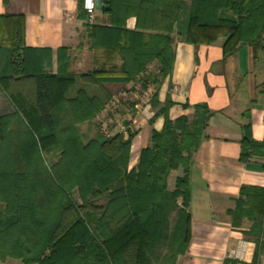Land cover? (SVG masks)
Segmentation results:
<instances>
[{
  "label": "trees",
  "instance_id": "1",
  "mask_svg": "<svg viewBox=\"0 0 264 264\" xmlns=\"http://www.w3.org/2000/svg\"><path fill=\"white\" fill-rule=\"evenodd\" d=\"M79 0L93 49L117 50L119 76L70 70L71 49L25 45V16L0 15V261L25 264H177L192 239L190 171L212 112L194 106L192 118L169 117L172 102L156 113L165 118L152 130L151 144L130 168L138 130L106 135L95 126L112 103L108 82L152 81L159 86L171 73L176 39L195 45L224 38V58L242 45L256 59L264 52V0H105L106 23L91 22ZM136 18L135 29L127 27ZM157 63V72L149 66ZM158 92L152 106L159 105ZM90 125L92 129L83 130ZM264 158V140L243 127L240 161ZM184 174L174 190L168 179ZM233 224L252 222L247 234H264V188L242 187ZM227 260L225 264H232Z\"/></svg>",
  "mask_w": 264,
  "mask_h": 264
},
{
  "label": "crops",
  "instance_id": "2",
  "mask_svg": "<svg viewBox=\"0 0 264 264\" xmlns=\"http://www.w3.org/2000/svg\"><path fill=\"white\" fill-rule=\"evenodd\" d=\"M5 14L25 16V45L53 50L54 72L58 68L57 50L68 47L73 73L99 71L119 76V52L90 47L85 21L78 17L79 0H0V15ZM107 18L102 9H97L98 23H106ZM127 27L135 29V17L128 19ZM223 41L220 37L212 44L195 45L177 38L172 71L159 86L150 81L143 87L139 79L104 84L113 98L130 107L121 114L138 130L130 168L137 164L141 150L151 144L152 130L163 129V115L152 119L168 101L173 103L169 109L171 120L192 118L194 106L199 103H206L212 112L207 137L195 152L190 171L191 244L177 264H225L227 260L232 264H264V234L256 242L247 234L252 222L245 219L242 226L236 227L232 215L242 187L264 188V158L253 157L246 162L239 159L245 125L250 124L255 141L264 140V52L255 59L253 49L242 45L224 58ZM157 70L155 62L148 73ZM156 91L159 105L154 108L151 99ZM120 109L108 103L97 118L111 120ZM118 125L126 126L125 122ZM183 174L182 168L171 173L170 190L175 189L176 179ZM240 247L244 249L243 258L230 257Z\"/></svg>",
  "mask_w": 264,
  "mask_h": 264
},
{
  "label": "rangeland",
  "instance_id": "3",
  "mask_svg": "<svg viewBox=\"0 0 264 264\" xmlns=\"http://www.w3.org/2000/svg\"><path fill=\"white\" fill-rule=\"evenodd\" d=\"M126 106V107H125ZM120 107V112L118 114H116V117H113L111 120L107 119L105 120L104 117L103 118H96L95 120V126H99L102 131L104 133L106 132H110V135L118 132L119 129H117V127H119V123L124 124L125 121H127L125 119V117H123V114H121V111L126 112L124 109H130V107L127 105V103H124V106L119 103L117 108ZM123 107V108H122ZM8 108V102L4 97H0V113L5 112ZM118 125V126H117ZM83 130H87V129H92V127H90V125H85L82 126ZM0 264H25L23 261L16 259V258H8L5 261H0Z\"/></svg>",
  "mask_w": 264,
  "mask_h": 264
},
{
  "label": "built area",
  "instance_id": "4",
  "mask_svg": "<svg viewBox=\"0 0 264 264\" xmlns=\"http://www.w3.org/2000/svg\"><path fill=\"white\" fill-rule=\"evenodd\" d=\"M84 8L89 12L90 14V19L91 22H93L95 20V13L97 11V6H96V0H85L84 1ZM113 105L115 107L118 106V104L120 103V100L118 98H114L113 99ZM120 128V132H126V127L125 126H119ZM106 135L110 136V132H106ZM243 247L238 248L235 251H232L229 255L230 257L234 258V259H242L243 258Z\"/></svg>",
  "mask_w": 264,
  "mask_h": 264
},
{
  "label": "water",
  "instance_id": "5",
  "mask_svg": "<svg viewBox=\"0 0 264 264\" xmlns=\"http://www.w3.org/2000/svg\"><path fill=\"white\" fill-rule=\"evenodd\" d=\"M97 9H103L105 6V0H96Z\"/></svg>",
  "mask_w": 264,
  "mask_h": 264
}]
</instances>
